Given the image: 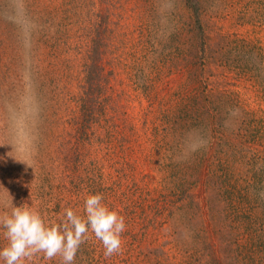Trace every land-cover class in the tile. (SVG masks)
I'll list each match as a JSON object with an SVG mask.
<instances>
[{"label":"rangeland","instance_id":"1","mask_svg":"<svg viewBox=\"0 0 264 264\" xmlns=\"http://www.w3.org/2000/svg\"><path fill=\"white\" fill-rule=\"evenodd\" d=\"M97 193L74 264H264V0H0V210Z\"/></svg>","mask_w":264,"mask_h":264},{"label":"clouds","instance_id":"2","mask_svg":"<svg viewBox=\"0 0 264 264\" xmlns=\"http://www.w3.org/2000/svg\"><path fill=\"white\" fill-rule=\"evenodd\" d=\"M83 211L84 215H78L67 208L60 223H46L39 211L27 203L13 206L10 197V206L0 210V229L7 241L0 249V261L40 264L41 260L60 257V264H74L76 253L89 233L102 243L105 257L119 255L121 236L126 230L123 216L110 210L100 193L86 197Z\"/></svg>","mask_w":264,"mask_h":264},{"label":"bare ground","instance_id":"3","mask_svg":"<svg viewBox=\"0 0 264 264\" xmlns=\"http://www.w3.org/2000/svg\"><path fill=\"white\" fill-rule=\"evenodd\" d=\"M28 6V5H27Z\"/></svg>","mask_w":264,"mask_h":264}]
</instances>
